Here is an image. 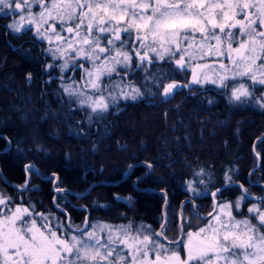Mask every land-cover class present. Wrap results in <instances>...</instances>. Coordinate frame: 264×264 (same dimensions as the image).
Masks as SVG:
<instances>
[{"label": "snow or ice", "instance_id": "6c2138e0", "mask_svg": "<svg viewBox=\"0 0 264 264\" xmlns=\"http://www.w3.org/2000/svg\"><path fill=\"white\" fill-rule=\"evenodd\" d=\"M0 16L11 21L6 35L31 33L45 45V70H59L62 95L89 122L144 95L128 79L137 70L150 95L153 87L167 99L210 85L229 104L264 110V0H0ZM176 73L189 79L180 83ZM225 181L235 183L227 174ZM17 187L26 190L27 179ZM238 187L234 202L217 200L220 188L211 192L213 210L193 213L202 226L189 223L175 241L131 221L73 225L0 193V264H264V196ZM188 190L196 193L191 181Z\"/></svg>", "mask_w": 264, "mask_h": 264}, {"label": "trees", "instance_id": "16d2710c", "mask_svg": "<svg viewBox=\"0 0 264 264\" xmlns=\"http://www.w3.org/2000/svg\"><path fill=\"white\" fill-rule=\"evenodd\" d=\"M9 21L0 17L4 24ZM44 47L31 33L8 34L6 39L5 30H0V137L12 141L9 148L4 139H0V170L9 183L24 185L25 165L33 164L42 176L54 172L60 186L81 194L91 186V182L83 184L84 169H91L88 176L99 183L91 187L85 197H71L73 202L85 204L99 220L127 224L144 218L154 229L163 220L165 196L146 189L164 191L169 197L166 213L173 238L178 236L180 204L189 197L182 184L202 163L215 175L229 172L232 180L242 178L246 182L249 178L251 182H262L263 187L244 184L249 193L256 196L264 193V112L249 107L231 109L226 96L209 86L205 91H194L193 95H188L192 89L182 88L166 102H161L164 98L156 92L152 97L121 103L109 111L101 125L95 121L86 135L69 136L66 118L63 119L69 106L58 88L60 82L54 80L50 87L43 89L38 80L46 61L42 54ZM29 73L31 81L26 79ZM48 75L60 73L55 69ZM176 78L180 83L189 79L180 73H176ZM76 79H79L78 74ZM208 99L212 103H207ZM81 116L85 115L75 112L70 120L81 119ZM253 148L260 158V166L255 170L258 160ZM137 162L140 164L133 168L130 178L122 182L126 169ZM145 162L152 164L151 172ZM68 163L72 166L75 163L76 168L66 169L64 165ZM147 172L149 174L136 184L144 190H134L133 179ZM29 174L26 191L14 189L1 179L0 186L15 203L22 198L24 205H31L47 215L54 195L46 188L47 183L41 182L35 173ZM219 176L215 178L221 179ZM224 183L227 184L218 181L216 187ZM36 194L40 195L39 199L35 198ZM117 196H130V203L118 200ZM194 201L196 210L203 215L213 208L210 196L197 197ZM67 210L72 216H84V212L75 211L74 206ZM183 213L189 217L191 229L202 223L191 216L189 202ZM57 215L64 220L61 213Z\"/></svg>", "mask_w": 264, "mask_h": 264}, {"label": "flooded vegetation", "instance_id": "af4514ba", "mask_svg": "<svg viewBox=\"0 0 264 264\" xmlns=\"http://www.w3.org/2000/svg\"><path fill=\"white\" fill-rule=\"evenodd\" d=\"M5 25H7V24H4V23H2V22H0V30L3 28L4 30H5ZM6 31V30H5ZM5 37H6V39H7V37H8V34L6 35L5 34ZM46 62H47V60H46ZM44 64H45V61H44ZM44 64H43V66H44ZM42 70V69H41ZM42 75V74H41ZM52 76H54V77H51V79L47 82V84H46V86H48V87H50L51 85H52V83H53V81L54 80H56L55 78H57L58 76H56V75H52ZM59 82H60V80H58ZM40 83H41V81H40ZM42 85V84H41ZM194 87V86H193ZM208 87V86H207ZM182 89V88H181ZM181 89H179V90H181ZM186 89H188V90H190L189 88H186ZM206 89V88H205ZM205 89H201V91H205ZM193 94H195V92L193 91V92H191V93H188V95H193ZM170 97H168L167 99H161L160 101L162 102V101H164V102H166L168 99H169ZM207 103H209V99L207 100ZM70 118L71 117H69V119L67 120L68 121V123L73 127V129H72V127H70V126H68V129H66V132L68 133V135L69 136H82V135H86L87 134V130L85 129V127L83 126L84 124H86V121L84 122V117L83 116H81V119H72L73 121H71L70 120ZM79 129V132H80V135H78V133H77V131H76V129ZM77 133V134H76ZM133 164H135V165H133ZM131 166H133L131 169H130V171H129V174L126 176V177H124V175L122 176L123 178H122V182H124V181H126L128 178H130V175H131V171L133 170V168L135 167V166H137V165H139L140 163L139 162H137V163H133ZM26 165H28V164H26ZM35 166V165H34ZM36 167V166H35ZM64 167L66 168V169H72V167H75L76 168V164L74 163L73 164V166L70 164V163H68V164H66V165H64ZM129 169V167L126 169V172H127V170ZM152 169H153V166H152ZM91 169H84V172H83V174H82V179H83V184H86V183H88V182H91V186L90 187H93L96 183H99V182H96V181H92V178H90L89 176H88V173H89V171H90ZM149 171H150V169H149ZM152 171V170H151ZM36 172H38V169H37V171ZM36 172H34L35 173V175L39 178V180L41 181V182H44V183H47V185H46V188H49V190L51 191V193L54 195V197L53 196H51V206H49V212L47 213V214H52L54 217H57L58 215H57V213H61L62 215H63V217H65V216H67L69 219H70V221L72 222V224L73 225H83V222L85 221V219L87 218V220L90 222V223H92V221H94V220H96V219H98L96 216H94L92 213H91V211L88 209V207L85 205V204H79V203H75V202H73L72 200H71V197H75V198H83V197H85V196H80V197H77V196H75V195H81V194H83V193H81V194H75V193H69L68 191V189L66 188V187H62V186H60V179H59V177H58V175H56V173H50L49 175H45V176H42L41 174V177H39L38 175H37V173ZM29 174V173H28ZM144 174V175H143ZM146 174H149L148 172L147 173H140V174H138L134 179H133V181H132V187L134 188V190H138V189H142V188H137L136 187V184L138 183V181L141 179V177L142 176H146ZM46 177H48L46 180H43L42 178H46ZM93 177H95V174L93 173ZM248 178V177H247ZM120 180V179H119ZM233 181H235V185H232V186H230V187H226V188H224V189H221V192H219V193H217V197H216V199L217 200H224V201H235L236 200V198L239 196V195H241L242 193H241V190L239 189V185L240 184H243L244 185V187L246 188V184H244V183H248V185H250L251 187H254V186H259V187H263V183L262 182H257V181H255V182H251V181H249V178L246 180V182H244V180H242V178H240V180H233ZM29 182H30V174H29ZM119 182L120 181H118V183L117 184H119ZM116 184V185H117ZM224 184H226V183H224ZM221 186H223V185H220L218 188H220ZM28 187H29V183H28ZM57 187H59V188H62L64 191H62V192H56V188ZM35 189L37 188L36 186L34 187ZM236 188H238L239 189V191L240 192H238V190L236 189ZM28 189V188H27ZM26 189V190H27ZM217 189V188H216ZM215 189V190H216ZM228 189V190H227ZM26 190H24V191H26ZM214 190V191H215ZM252 195H254L255 197H261V196H264V195H260V196H256L255 194H253V193H251ZM164 196H165V199H164V203H163V205H162V215H163V220H162V222H160V224L155 228V229H153L154 231H156V232H158L159 231V229H160V227L163 225V223H165L164 224V226L161 228V230L160 231H163V233H164V235L167 237V240H169V241H175V240H179L181 237H182V235H183V233L184 232H187V230H188V228L187 229H185V224H188L189 223V217H186L185 215H184V213H183V208H184V206L189 202L190 204H191V208H192V214H191V216L192 217H194L193 216V213H194V211H196V212H198L199 213V215H201L202 217H206L207 215H203V214H201V212H199V211H197L196 210V207H195V201H194V199L193 198H191V197H186L185 199H187V198H189L190 200H188V201H186V202H184L185 201V199L181 202V204H180V208H179V217H178V224H177V227H178V236L176 237V238H173L174 237V235H173V233L171 232V231H169V221H168V214L166 213V207H167V205H168V203H169V197H168V195L167 194H163ZM35 198H40V195L39 194H36L35 195ZM120 198H122V199H125V202H128V200H130V196H117V199L118 200H120ZM168 198V201H167V203H166V206H165V209H164V211H163V206H164V204H165V202H166V199ZM210 198H211V203H212V207H213V198L211 197V195H210ZM58 199H60V201L58 202ZM62 199H64V200H62ZM194 201V207H193V205H192V203L191 202H193ZM248 202V201H247ZM256 201H254V200H250L249 201V203H247V204H245V207L242 209V211L245 213V214H247V212H246V208H247V206L249 205V204H251V203H255ZM57 205H59V207H57ZM71 206H74V208H75V211H83L84 212V216H82V217H77L76 216V214H73V216L69 213V211L67 210L69 207H71ZM39 207V201L37 202V208ZM36 210V212H39V213H42V212H40L39 211V209L37 210V209H35ZM212 210H213V208H212ZM211 212V211H210ZM181 214H183V221L181 220ZM81 215H82V213H81ZM139 222H137V223H140V222H143V223H145L146 225H148V226H150L151 227V225H150V223H148L144 218H141V219H139L138 220ZM200 222H202L203 223V221L202 220H199ZM181 223H184V228H183V230H181ZM115 224H125V222H117V223H115ZM152 228V227H151ZM181 254L183 255V250H181Z\"/></svg>", "mask_w": 264, "mask_h": 264}, {"label": "rangeland", "instance_id": "374dc122", "mask_svg": "<svg viewBox=\"0 0 264 264\" xmlns=\"http://www.w3.org/2000/svg\"><path fill=\"white\" fill-rule=\"evenodd\" d=\"M0 17H2V16H0ZM11 21H9L8 23H10ZM35 41L37 42V43H39V44H41L42 42H40V41H37L36 39H35ZM21 48V47H20ZM19 49V48H18ZM42 54H43V56L46 58V60H49L48 62H46L45 61V64H44V66L42 67V75H40L39 77H38V80H39V82L41 81V84H42V87H43V89H45V87H46V84H47V82L51 79V77H54V76H52V75H48L49 74V72L50 71H46L45 70V65L47 64V63H50L51 62V60L49 59V57L45 54V52H44V49H43V51H42ZM56 71H58L59 72V70L58 69H56ZM137 73H139V74H137ZM78 74V76L80 75L79 74V72L77 71L76 72V74H75V77H76V75ZM56 76H59V75H56ZM128 79L129 80H133L134 82H135V84L137 85V86H140L141 87V89H142V91L144 92V95L141 97V98H139V99H137V100H135V101H132V100H127V101H125V100H121L119 103H118V105L119 104H121V103H131V102H136V101H138V100H140V99H142V98H145V97H152V96H155V95H150L149 93H148V91L144 88V74L143 73H141L140 71H136L135 73H133V74H130L129 76H128ZM196 87H198V86H196ZM207 86H205L204 88H201V89H205ZM209 87H212V86H210L209 85ZM58 88H60V84H59V87ZM212 88H214V87H212ZM215 89V88H214ZM216 90V89H215ZM152 92L153 93H156L157 92V89L155 88V87H153L152 88ZM57 93H58V91L56 90V95H57ZM256 95L257 96H259L260 95V91L258 90L257 92H256ZM226 98V102L228 103V105L231 107V109H237V108H246V107H249V108H253V109H255V110H257V111H259V112H264V110H261L260 108H258V107H255V106H253V105H251V104H249V105H244V106H236V105H232V104H229V102H228V99H227V97H225ZM64 99H65V104H67L68 106H69V104H68V102H67V98L64 96ZM117 105V106H118ZM114 108V107H113ZM111 110V109H110ZM75 112H79V113H83L85 116H84V119H86V124H84L83 126L85 127V129L87 130V132H88V130H90V128L92 129L93 128V123L96 121L99 125H101L102 123H103V120H104V117H107L108 116V113H105V114H103V116L102 117H98V116H95V115H93V119H92V121L91 122H89V120H88V116H86V115H88V111L87 110H81V109H78L75 105H72L71 107L69 106V111H66V112H64L63 113V116H64V118L63 119H65L66 118V125H68V126H70V127H72L69 123H68V119L67 118H69V117H71ZM98 119V120H97ZM74 127V126H73ZM73 127H72V129H73ZM75 128V127H74ZM78 129V128H77ZM79 131V130H78ZM254 155H255V157L257 158V154H256V152L254 151ZM258 160V159H257ZM258 163H259V160H258ZM133 165H135V164H133ZM254 169H256V168H254ZM149 172H151V171H149ZM201 172H203V175H198V173H201ZM127 172H125V174H126ZM229 175V172H224L222 175H221V173L219 172L218 174L216 173V175H215V173H214V171H212L210 168H209V166H207L206 164H200V165H198V167L196 168H194V170H193V172L191 173V175H190V177L188 178V179H186L184 182H183V184H182V186H183V189L189 194V197H191V198H197V197H203V196H210L211 194V192L214 190V189H216V188H218V187H216L217 186V183H218V181L219 182H226L225 181V175ZM215 175V176H214ZM221 177H220V176ZM220 177L221 179H216L215 177ZM201 180H203L204 181V183L203 184H201V183H199V181H201ZM189 181H191L192 182V185H193V187L195 188V190H196V193H198V195L196 194V193H193L192 191H189L188 190V183H189ZM216 187V188H215ZM222 187V186H221ZM220 187V188H221ZM222 189H224V188H222ZM216 191V190H215ZM0 193H3V194H5V192H4V190L2 189V187L0 186ZM262 195H264V193L262 194ZM8 196V195H7ZM240 196V195H239ZM238 196V197H239ZM10 197V196H9ZM237 199V198H236ZM12 200H13V202H14V198H12ZM22 198H20V202L18 203V204H22V205H24L23 203H22ZM120 200H124L125 201V199H122V198H120ZM128 203H130V200H128ZM247 203H249V201L247 202V201H245V204H247ZM24 206H27V205H24ZM248 206H250V204L248 205ZM212 211V210H211ZM96 222H106V221H102V220H99V219H96V220H94V221H92V223H96ZM137 222H139V221H137ZM137 222H135V223H133V225L134 226H139V225H141V224H143V225H145V226H148V225H146L145 223H143V222H140V223H137ZM108 223V222H107ZM111 224V223H110ZM114 225H116V224H114ZM200 226H202V223L201 224H199V225H197V228L198 227H200ZM149 228H150V230H152V231H154L153 229V227L151 228L150 226H148ZM196 229V228H195ZM194 229V230H195ZM191 230H193V229H191ZM188 231V230H187Z\"/></svg>", "mask_w": 264, "mask_h": 264}, {"label": "water", "instance_id": "95a60500", "mask_svg": "<svg viewBox=\"0 0 264 264\" xmlns=\"http://www.w3.org/2000/svg\"><path fill=\"white\" fill-rule=\"evenodd\" d=\"M56 80H59L58 78H55ZM9 149V148H8ZM8 149H6V151L8 150ZM253 151H254V148H253ZM257 159L259 160V163H258V165H257V167H256V169H258L259 168V166H260V158L257 156ZM28 165H33V164H28ZM26 166L27 165H25V168H24V170H25V172H26V179H27V181H28V183H29V174L27 173V170H26ZM34 166V165H33ZM34 168H35V170L37 171V168L34 166ZM152 170V168L150 169V171ZM255 170V169H254ZM129 171H130V169H128L127 170V173L124 175V177H126L128 174H129ZM37 173V175L39 176V177H41V175H40V173L39 172H36ZM0 176H2L3 177V175H2V173H1V170H0ZM48 177H46V178H42L43 180H46ZM4 183H6L7 185H9V186H11L12 188H14V189H17L18 190V187H17V185H13V184H11V183H9L7 180H5V178L3 177V179H1ZM103 184H105V183H103ZM117 184V183H116ZM232 185H235V183L234 184H224L220 189H222V188H226V187H230V186H232ZM90 189H91V187L85 192V193H83V194H81V195H75V196H77V197H80V196H85V195H87L89 192H90ZM138 190H140V191H143L144 189H138ZM147 191H150V192H153V193H155V194H157V193H161V194H166L164 191H153V190H151V189H146ZM57 192V191H56ZM69 193H71L70 191H68ZM73 194V193H72ZM252 196H254V195H252ZM212 197V196H211ZM213 198V197H212ZM188 200H190L189 198H187V199H185V201L184 202H186V201H188ZM167 201H168V198L166 199V202H165V204H164V206H163V211H164V209H165V206H166V203H167ZM201 216V215H200ZM202 217V216H201ZM164 224L165 223H163V225L160 227V229H159V231L158 232H160V230H161V228L164 226Z\"/></svg>", "mask_w": 264, "mask_h": 264}]
</instances>
